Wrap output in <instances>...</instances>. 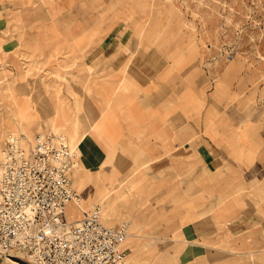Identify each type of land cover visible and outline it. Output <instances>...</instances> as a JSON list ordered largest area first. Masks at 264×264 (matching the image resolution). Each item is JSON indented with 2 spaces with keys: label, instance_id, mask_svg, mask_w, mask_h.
I'll return each mask as SVG.
<instances>
[{
  "label": "rangeland",
  "instance_id": "rangeland-1",
  "mask_svg": "<svg viewBox=\"0 0 264 264\" xmlns=\"http://www.w3.org/2000/svg\"><path fill=\"white\" fill-rule=\"evenodd\" d=\"M67 4L74 5L81 31L87 28L91 36L118 20L132 23L141 44L168 56L169 75L178 86L188 88L189 96L197 95L199 88L204 98L212 93L219 100V112L210 117L204 138L226 159L217 176L227 210L229 214L264 210V0H0V156L9 129L16 130L5 127V97L19 86V75L4 61L3 34L15 36L23 18L54 15ZM31 60L28 66L33 70L40 67ZM59 128L72 142L79 141L76 129ZM145 140L141 132L127 133L111 145L97 141V163L78 167L90 178V193H99L106 178H113L111 189L94 202L102 204L108 223L129 222V263L264 264L258 235L233 236L215 215L197 214L201 200L195 193L196 158L188 157L186 188L177 169L171 191L161 198L151 195V155ZM82 177L75 176L74 183L84 200L87 184ZM90 206L84 200L79 209L84 212ZM73 210L71 217L82 214ZM248 239L252 247H245ZM0 264L32 261L0 257Z\"/></svg>",
  "mask_w": 264,
  "mask_h": 264
},
{
  "label": "crops",
  "instance_id": "crops-1",
  "mask_svg": "<svg viewBox=\"0 0 264 264\" xmlns=\"http://www.w3.org/2000/svg\"><path fill=\"white\" fill-rule=\"evenodd\" d=\"M73 6L64 5L54 15L25 17L20 33L3 34L6 67L19 75L18 91L5 97V127H16L9 130L28 135L42 130L65 132L60 126L76 129L80 138L76 143L65 133L81 152L73 179L83 176L88 205L114 182L112 177L106 178L105 188L90 193V178L78 170L82 164L88 168L94 165L98 142L111 145L127 133L145 134L151 155L148 183L154 186L151 195L159 198L171 191L173 170L179 169L183 189L187 187L188 157H194L195 193L201 200L197 214L215 215L233 236L258 235L264 256V210L229 214L221 177L217 176L226 159L205 142L210 117L219 112V100L212 93L204 98L199 88L197 95L189 96L188 88L178 86L169 75L168 56L141 44L132 23L118 20L91 36L87 28L81 31ZM30 60L41 68L33 70L28 66ZM198 83L197 87H203ZM84 200L81 197L82 205ZM247 242L245 247H252L253 241Z\"/></svg>",
  "mask_w": 264,
  "mask_h": 264
},
{
  "label": "built area",
  "instance_id": "built-area-1",
  "mask_svg": "<svg viewBox=\"0 0 264 264\" xmlns=\"http://www.w3.org/2000/svg\"><path fill=\"white\" fill-rule=\"evenodd\" d=\"M81 152L63 131H10L0 156V257L32 264H130V224H110L102 204L81 215L73 174ZM75 213V212H73Z\"/></svg>",
  "mask_w": 264,
  "mask_h": 264
},
{
  "label": "bare ground",
  "instance_id": "bare-ground-1",
  "mask_svg": "<svg viewBox=\"0 0 264 264\" xmlns=\"http://www.w3.org/2000/svg\"><path fill=\"white\" fill-rule=\"evenodd\" d=\"M78 179V178H77ZM79 181V180H78ZM20 263V262H19Z\"/></svg>",
  "mask_w": 264,
  "mask_h": 264
}]
</instances>
